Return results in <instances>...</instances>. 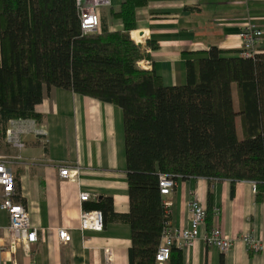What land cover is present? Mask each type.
Here are the masks:
<instances>
[{
  "label": "trees",
  "instance_id": "16d2710c",
  "mask_svg": "<svg viewBox=\"0 0 264 264\" xmlns=\"http://www.w3.org/2000/svg\"><path fill=\"white\" fill-rule=\"evenodd\" d=\"M145 3L121 0L118 10L109 9L121 30H109L101 16L97 30L83 33L76 0H0V143L9 120L39 119L35 106L44 89L62 88L120 107L129 210L115 212L110 196L84 208L100 212L102 227L128 223V264H156L169 220L161 173L175 181L229 180L231 188L251 181L255 201L264 200V51L226 56L211 46L206 56L185 62L184 84L166 86L153 69L138 66L150 56L130 37L135 11ZM146 48L156 43L147 40ZM205 209L209 230L210 203ZM164 264H182L181 248L173 245Z\"/></svg>",
  "mask_w": 264,
  "mask_h": 264
},
{
  "label": "crops",
  "instance_id": "0c3cea01",
  "mask_svg": "<svg viewBox=\"0 0 264 264\" xmlns=\"http://www.w3.org/2000/svg\"><path fill=\"white\" fill-rule=\"evenodd\" d=\"M120 3L109 0L100 7L109 30L122 29L119 19L108 16L109 9L118 10ZM135 17L130 37L150 56L139 65L153 69L166 86L184 84L185 62L206 56L211 46L226 56H246L242 54L246 25L262 32L253 52L264 51V0H146L136 9ZM147 40L155 42L156 48H146ZM232 100L238 110L235 85ZM35 110L40 117L33 119V129L43 133H25L21 149L2 141L0 155L9 160L17 200L28 211L37 240L19 244L14 250L4 248L0 264H128V223L111 222L100 230L80 226V212L97 211L84 206L100 196H110L117 213L129 210L121 108L52 87L44 89ZM236 126L240 133L239 117ZM61 166H68L74 176L61 177ZM254 189V183L247 180L236 181L233 188L229 180L190 177L176 181L171 192L163 196L169 203L170 226L187 228L189 203L197 200L205 208L210 203L212 226L217 225L223 235L234 240L230 250L220 252L204 242V224L199 235L181 247L182 264H264V200L255 201ZM81 192L89 194L88 200L79 199ZM7 226V213L0 209L1 245L7 243ZM60 228L70 234L66 243L57 236ZM244 234L258 240L257 252L248 251L241 240Z\"/></svg>",
  "mask_w": 264,
  "mask_h": 264
},
{
  "label": "built area",
  "instance_id": "2783aa9c",
  "mask_svg": "<svg viewBox=\"0 0 264 264\" xmlns=\"http://www.w3.org/2000/svg\"><path fill=\"white\" fill-rule=\"evenodd\" d=\"M108 4L109 0H76L80 28L83 33L93 32L99 28V8ZM261 34V30L252 26L246 25L244 27L242 32L243 55L250 56L253 54V47ZM144 63L146 62H138V66ZM25 122H28V124H25ZM33 124V119L9 120L5 127V140L16 149L23 148L22 137L25 133L30 131L35 134L43 133L40 130H34ZM58 174L63 178H69L74 176V171L72 172L68 166H61ZM158 185L160 194L164 196L171 192L176 185V181L169 175L161 173L158 176ZM88 198L89 194L87 192L79 194L81 201H86ZM164 206L168 212L169 203L164 201ZM189 208L191 217L187 228L176 229L170 226L169 220L164 222L161 242L155 253L156 262L164 263L168 259L173 245L181 248L199 235L200 228L204 225L206 209L197 200L190 201ZM0 209L5 210L8 216L7 243L5 245L0 244V251L4 248L14 250L19 244L36 242L37 229L31 225L28 211L24 205L17 200L15 178L9 166V160L4 155H0ZM213 212L217 214L216 209ZM80 226L83 229L100 230L102 228L100 212L82 210L80 212ZM57 236L64 243L70 240V234L63 228L57 230ZM203 239L207 245L216 247L222 253L230 250L234 244V240L223 235L217 225H213L209 230H206ZM241 240L246 244L248 251L257 252L259 250V242L251 234L242 235ZM105 259L107 262L109 261L108 250L105 252Z\"/></svg>",
  "mask_w": 264,
  "mask_h": 264
},
{
  "label": "rangeland",
  "instance_id": "374dc122",
  "mask_svg": "<svg viewBox=\"0 0 264 264\" xmlns=\"http://www.w3.org/2000/svg\"><path fill=\"white\" fill-rule=\"evenodd\" d=\"M99 10H100V8H99ZM99 16H100V18H101V12L99 11ZM237 131H238V135H240V133H239V129L237 128ZM240 137V136H239Z\"/></svg>",
  "mask_w": 264,
  "mask_h": 264
}]
</instances>
